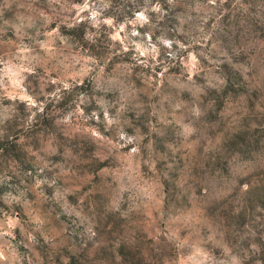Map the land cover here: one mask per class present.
<instances>
[{
	"label": "rangeland",
	"instance_id": "374dc122",
	"mask_svg": "<svg viewBox=\"0 0 264 264\" xmlns=\"http://www.w3.org/2000/svg\"><path fill=\"white\" fill-rule=\"evenodd\" d=\"M0 264H264V0H0Z\"/></svg>",
	"mask_w": 264,
	"mask_h": 264
}]
</instances>
